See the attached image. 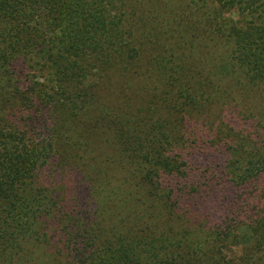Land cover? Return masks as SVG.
Returning a JSON list of instances; mask_svg holds the SVG:
<instances>
[{
  "label": "trees",
  "instance_id": "16d2710c",
  "mask_svg": "<svg viewBox=\"0 0 264 264\" xmlns=\"http://www.w3.org/2000/svg\"><path fill=\"white\" fill-rule=\"evenodd\" d=\"M0 264H264V0H0Z\"/></svg>",
  "mask_w": 264,
  "mask_h": 264
}]
</instances>
